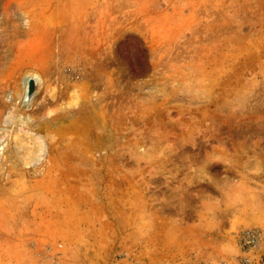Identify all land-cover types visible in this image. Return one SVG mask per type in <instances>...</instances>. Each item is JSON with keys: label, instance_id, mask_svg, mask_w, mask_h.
Listing matches in <instances>:
<instances>
[{"label": "rangeland", "instance_id": "obj_1", "mask_svg": "<svg viewBox=\"0 0 264 264\" xmlns=\"http://www.w3.org/2000/svg\"><path fill=\"white\" fill-rule=\"evenodd\" d=\"M245 227L264 0H0V264H242Z\"/></svg>", "mask_w": 264, "mask_h": 264}, {"label": "built area", "instance_id": "obj_2", "mask_svg": "<svg viewBox=\"0 0 264 264\" xmlns=\"http://www.w3.org/2000/svg\"><path fill=\"white\" fill-rule=\"evenodd\" d=\"M236 246L239 249L242 264H260L262 261L264 233L258 227H245L234 235ZM123 264H131L125 262Z\"/></svg>", "mask_w": 264, "mask_h": 264}, {"label": "water", "instance_id": "obj_3", "mask_svg": "<svg viewBox=\"0 0 264 264\" xmlns=\"http://www.w3.org/2000/svg\"><path fill=\"white\" fill-rule=\"evenodd\" d=\"M34 82H31V90H33L34 89Z\"/></svg>", "mask_w": 264, "mask_h": 264}, {"label": "trees", "instance_id": "obj_4", "mask_svg": "<svg viewBox=\"0 0 264 264\" xmlns=\"http://www.w3.org/2000/svg\"><path fill=\"white\" fill-rule=\"evenodd\" d=\"M127 42H128V40H127V41H125V42H124V44H125V43H127ZM142 72H143V71H140V73H142Z\"/></svg>", "mask_w": 264, "mask_h": 264}, {"label": "crops", "instance_id": "obj_5", "mask_svg": "<svg viewBox=\"0 0 264 264\" xmlns=\"http://www.w3.org/2000/svg\"><path fill=\"white\" fill-rule=\"evenodd\" d=\"M189 228V226H187V229Z\"/></svg>", "mask_w": 264, "mask_h": 264}]
</instances>
